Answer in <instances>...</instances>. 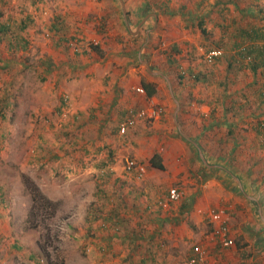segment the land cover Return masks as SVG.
I'll use <instances>...</instances> for the list:
<instances>
[{"label":"crops","instance_id":"1","mask_svg":"<svg viewBox=\"0 0 264 264\" xmlns=\"http://www.w3.org/2000/svg\"><path fill=\"white\" fill-rule=\"evenodd\" d=\"M51 1L54 3V9L45 4L46 14L42 16L47 20H39V31L32 25L28 31L29 34L40 32L43 35L36 43L39 49L40 74L44 72L45 76L42 77L46 79V86H59L61 94H70L73 111L70 121L79 120V125L96 131L93 145L104 146V155L109 151L108 156L115 154L116 159L118 154L120 157V153L125 155L126 152H131L126 156V160L134 159L147 169L145 175L138 178L136 171L127 170L126 164L122 169L120 164L110 170L101 168L96 179L100 178L102 185L100 184V189L96 192L98 201L93 205L102 203L99 197L109 198L115 193V187L112 186L115 182L125 185L126 194L133 192L137 204L135 208L151 213H139L137 216L140 224L147 229L143 230L145 238H141L145 244L144 248L137 250L139 257L148 258L150 251L146 245L149 241H155V249L165 248L164 253L154 251L156 256L160 257L151 264H172L177 257L170 251L172 246L183 245V242L188 241H193V245L186 260L192 255L194 246L202 244L208 250L212 264H264V241L259 234L261 226L257 224H264V221H257L248 212L258 206V200L248 194L244 198L237 194L241 193V188L247 190V184L249 191L246 193H251V175L237 167L231 168L221 157L213 156L207 150V138H204L202 132V122L198 120L201 118L200 113L205 116L211 113L210 101L206 100L201 105L197 102L191 105L184 102V111L182 108L180 93L183 88L174 75L173 67L175 60L181 62V58H166L165 50L175 43L193 41L188 37V32L184 31L179 39L175 37L177 29L174 22L171 21L169 28V25L166 26L165 21H162V27L169 35V40L167 43L164 41L163 48L162 45H157L158 49L162 48L163 57L155 59L149 54L153 37L158 29H161L160 16L156 12L141 17L138 10H126L125 1L126 5H129L130 0L117 3L114 0H111V3L110 0ZM144 4L152 7L149 0H144ZM26 18L20 27L21 32L29 28V22H34L32 15H27ZM183 28L186 30L185 26ZM47 34L51 37H47ZM32 42V39L21 37L9 47L15 48L11 49L15 50L13 52L22 54L32 51ZM185 64L184 60L178 63L180 67H185ZM140 86L145 89V93L136 91V87ZM174 86L178 88L174 90ZM184 87L187 88V85ZM39 98L41 99V96ZM152 105L164 108L159 119H139L125 134L120 133L119 125L130 115L132 109L140 110ZM59 108H62V103ZM4 119V115L0 117L1 121H5ZM1 121L0 128L4 124ZM64 130V135L71 136L70 151H73L80 146V140L68 133L67 129ZM5 131L0 130V149L5 146V139L8 138ZM41 136L45 135L42 133ZM43 139L46 141L44 137L41 142ZM99 139L101 142H97ZM61 145L66 144L60 143ZM208 148L210 149L209 146ZM156 152L162 156L164 169L152 165L151 159ZM3 155L0 150V159L5 158ZM247 160H250L249 157ZM38 161L41 166L49 163V158L34 159V162ZM28 162L33 160L30 158ZM76 162V159L71 157L65 164L52 165L47 175L50 178H56L59 174L78 177L81 172L68 173L69 166L74 167ZM92 172L82 174L90 175ZM172 188H177L183 193L179 201L169 199V191ZM112 189L114 191H111ZM22 190L23 185L17 173L0 166V264H12L11 256L20 253L28 260L33 259L40 263L35 251L29 255L22 252L23 244L30 243L31 240L34 242L33 236L36 235L31 229L26 230L23 227L22 209H25V202L16 196ZM121 202L126 203L122 199ZM126 205L122 203L121 209ZM211 209L227 211L230 236L235 240L234 246L223 247L210 240L214 228L218 225L206 213ZM104 217L113 220L112 215L106 214ZM119 220L122 223L124 218L120 217ZM206 221L212 224L208 233L204 232ZM88 227L93 234L87 235L88 239L91 238L93 245L99 244L101 238L98 234L103 235L108 224L101 223L98 226L90 222ZM129 227L127 226V229ZM124 238L110 235L104 236L103 240H107L105 242L109 245L119 240L124 241ZM129 241L132 242L131 239ZM129 250L131 251V248ZM178 263L179 261L176 264Z\"/></svg>","mask_w":264,"mask_h":264},{"label":"rangeland","instance_id":"2","mask_svg":"<svg viewBox=\"0 0 264 264\" xmlns=\"http://www.w3.org/2000/svg\"><path fill=\"white\" fill-rule=\"evenodd\" d=\"M114 1L117 3V1L120 2L121 0ZM130 1L129 5H126L125 1L126 10L128 8H132V11L138 10L141 17L153 12L160 16L161 29L159 28L153 37L151 55L149 54L150 57L157 59L163 55L164 41L167 43L169 40V35L162 27V21H165V25H169V28H171V21L174 22V27L177 29L175 37L180 39L183 36V32H187L183 27L188 23L182 17H188V20L197 19L198 16L209 11V3L213 0H206L204 4L200 3L201 0H169L170 10L167 9L166 13L161 11L163 6L158 8V4L165 0H149L152 7L144 4V0ZM240 3L239 6L242 9L246 8L247 5L251 8L248 0H241ZM45 4H48L49 8L54 9V3L51 0H48V2L44 0L39 2L38 0H0V22H9L12 28L7 34L0 32V117L4 115V120L6 121L0 120L2 123L4 122L0 130H6L5 134L8 137L5 139V146L0 149L2 154H4L3 156H5L4 159H0L2 162L0 166L16 172L22 182L23 190L16 196L21 197L24 200L23 202H25V209H22L24 213L23 227L36 233L33 236L34 242L31 240L30 243L23 244L22 252L29 255L30 252L35 251L40 259V263H36L35 260H28L27 257L20 253L16 256H11L10 262L12 264H133L134 260L132 262L126 259V254L124 255V253H130L133 249L131 245L141 238L139 231L136 233V231L133 232L131 230L132 227L135 228L136 223V220L130 216L132 215V210H125L123 213H119L120 217L128 219L127 221L124 220L120 223L118 221L120 217H113V219H117L115 225L111 221L110 223L109 221L106 222L108 228L104 230L105 233H109L107 235L102 231L103 235L98 234L101 238L99 247L93 245L91 238L88 239L87 237V235H92V230L88 225L93 218V214L98 211L93 205L98 201L96 192L99 191L102 185L100 178L96 179L97 173L101 168H107L108 170L115 168L116 164H120V169H122L126 164V156L131 154V152H126L125 155L120 153V157L118 154L116 159L115 154L111 157L110 155L108 156L109 151L104 155V146L93 145V137L96 131L89 129L82 131L78 127L79 120L77 122L70 121L73 114L71 109L66 116L62 115L60 108L58 109L61 105L60 97L65 93L61 94V87L59 86L55 87L53 85L52 88V85L48 83V86H46V79H43L45 76L44 72L42 75L40 74L39 49L36 42L42 39L43 35L40 32L28 33L30 25L34 26L33 28H36V31H39V20L43 22L47 20L43 18L47 8ZM260 4L264 6V0H261ZM183 6H185L184 9ZM27 15H32L34 22H29V28L27 27L21 32L20 27L26 21ZM153 22L154 20L152 19V24ZM19 36L20 38L23 37L26 40L32 39L34 41L32 42V51H25L19 54L13 52L15 50H11L9 47L10 42H16L20 39ZM46 36L51 37L50 34ZM188 37L191 39L195 38L190 36V34H188ZM199 42L194 40L193 43L199 45ZM158 44L162 45L161 50L157 48ZM199 50H202V48ZM238 74L239 83H233L230 87V92L241 91L246 93L248 100L251 101V109L260 117L254 119L248 115L249 111L244 112L242 124L244 127L249 125L251 128L248 132L245 130L246 133L244 132V134L247 138H251L250 135H255L259 143L264 144V126L261 134H254L258 132V121H263L264 124V110L258 108L259 95L254 92L255 89H251L255 78L254 74L250 69L248 71L242 70ZM258 81L262 82L263 80L260 78ZM258 85L256 83V86ZM50 95L52 96L48 97ZM40 96L41 99L39 98ZM219 109L218 121L221 128L218 127L216 136L224 135L229 123L233 121L231 114H223L226 115L228 121L221 114L223 111L222 106ZM240 116L236 119L240 120ZM64 129H67L68 133L80 140V146L74 148L73 151H70L72 147L71 136H65L62 133V130L63 132L65 131ZM42 133L45 135L46 141L43 139L41 142V139L44 138L41 136ZM97 142H101V140L99 139ZM60 143L66 145L60 146ZM254 151L248 152L249 156L252 157L251 159L249 158L252 160L251 164H247L249 168L245 169L244 163L241 164L240 168V171L253 175L250 178L251 193H246L249 191V186L246 182L247 190L241 188V193L237 194L243 198L246 194L256 197L258 206L254 207L252 211L248 210V212L257 221L260 219L264 221V182H262L261 177V175H264V147L261 148L260 152L256 150L255 154H253ZM77 153L78 155H76ZM71 157L76 159L77 162L74 167L71 168L69 166L68 173L81 172L78 177L64 176L65 174H59L56 178L48 177V171L53 166L65 164ZM30 158L33 160L31 163L28 162ZM46 158H49V163L46 162L41 166H39V161L34 162V159L41 160ZM244 159H246L245 156ZM102 160L110 161L104 167ZM87 171L93 172L90 175L87 173L82 174V172ZM112 186H115L114 183ZM111 191H114V189ZM102 198L104 199V197ZM115 198L112 196L111 201L107 202V199H104V204L103 202L101 203L104 206L99 211L103 215L114 213L112 208L114 206L113 203L116 201ZM259 203L261 208H259ZM98 219L92 224H98L99 226L103 223L100 221L101 218ZM257 224L261 226L259 234L262 235L264 241V224L262 222H257ZM205 225L204 232H210L212 224L206 221ZM127 226H130L131 229H127ZM110 235L127 239L116 241L110 251L108 249L105 251L108 243L105 242L107 240H103V237ZM192 245L193 241H188L183 242V245L172 246L170 251L172 250L171 253L177 256L172 264L178 261V264L186 262L187 254ZM90 246H93V248ZM102 247H104V251ZM130 248L131 251L129 250ZM132 252L139 255L137 250Z\"/></svg>","mask_w":264,"mask_h":264},{"label":"trees","instance_id":"3","mask_svg":"<svg viewBox=\"0 0 264 264\" xmlns=\"http://www.w3.org/2000/svg\"><path fill=\"white\" fill-rule=\"evenodd\" d=\"M205 1L206 0H201L200 3L204 4ZM248 1H250L251 8L247 5L246 8L242 9L239 6L241 0H213L209 3V11L198 16L197 19L188 20V17L185 18L181 16L185 22H188L185 24L188 34L195 38H193V41L175 43L165 50L166 58L176 59L177 56L181 58V62L182 60L186 62L185 67H180L178 65V63H181L178 59L177 61L175 60L173 64L176 71H174V75H176L180 87L183 88L182 93H180L183 111L186 103L191 105L197 102L201 105L207 100L210 101L212 105L211 113L208 116L200 113L201 118L198 120L202 122V132L205 136L204 138H207V150L210 151L211 155L221 157L231 168L237 167L239 169L243 163L245 169L249 168L247 164H251L252 160L244 159V156L246 158H252L249 156L248 152L252 150H258V152H260L261 148L264 147V144L259 143L255 135H252L253 137L250 135L251 138H247L244 134V132L246 133V131L248 132L251 130L249 125L244 127L242 124L244 121V112L249 111L248 115L252 116L254 119L260 118L251 109V101L248 100L247 94L241 91L230 92V87L233 83H239L240 79L238 73L242 70L248 71V69H250L255 77L251 89H255L254 92L259 95L258 108L264 110V6L260 4L261 0ZM169 4L170 2H160L158 8L163 6L161 7V11L166 13L167 9L170 7ZM184 7L185 6H183V9ZM11 29V23L0 22V32L3 34H7ZM194 40L200 41L199 45L193 43ZM11 44L10 42V45ZM200 48H202V50H199ZM11 49L15 48L11 46ZM214 51H220V54L208 57V54ZM260 78H262V82L258 81ZM256 83L259 85L256 86ZM184 85H187V88H185ZM174 88V90H176L178 87L174 86ZM221 106L223 108L221 114H231L233 121L229 123L224 135L216 136L218 127L221 128L220 122L218 121V116L220 114L219 108H221ZM223 116L228 121L226 115ZM239 116L241 119L237 120L236 118ZM258 122V132L254 133L256 135H258V133L261 134L264 126L263 121ZM78 127L82 131H84V129L85 131L87 130L81 125ZM255 151L253 154H255ZM109 161L102 160L104 167L108 165L107 162ZM151 162L155 168H165L162 156L158 152L153 155ZM261 177L262 182H264V175H261ZM114 185L115 193L112 196L114 198L116 197V201L113 203L114 206L112 211L114 213L111 214L112 218H119V213L121 214L125 210H132V215L130 216L136 220V223L135 228L132 227L131 230L133 232L136 230L139 231L141 238L144 239L143 230L146 229V227L140 224L137 216L139 213L150 215L151 213L148 211L142 212L141 209L138 210L135 208L137 205L135 196L133 192L126 194L127 188L124 187L125 185L118 182H115ZM112 196L109 198L112 199ZM102 197L100 198L103 200V204L104 199H107V202L110 201L108 197H104V199ZM45 199L47 198L45 197ZM121 199L126 203L121 202ZM122 203L124 205L128 203V205H126L124 209H121ZM103 206L102 204H97V206H95L98 211L93 214L91 223L101 218L100 221L103 222L102 225H106L108 221H111L115 225L116 219H106L102 212L99 211ZM127 206L131 208H126ZM124 220L127 221L128 219L125 218ZM118 221L120 222L119 219ZM141 238L135 241V244H133L134 246H132V251L140 250V247L145 245ZM113 244L114 243L109 244L106 250L102 247L103 251H107V249L110 251ZM96 246L99 247V244L96 243ZM146 247L150 251L148 258L145 257L141 259L138 254L131 251L126 255V259L132 262L134 260L133 264H151L160 257L156 256L155 250H158L157 252H165L164 247L155 249L154 240L149 241Z\"/></svg>","mask_w":264,"mask_h":264},{"label":"built area","instance_id":"4","mask_svg":"<svg viewBox=\"0 0 264 264\" xmlns=\"http://www.w3.org/2000/svg\"><path fill=\"white\" fill-rule=\"evenodd\" d=\"M95 44H99L98 41H94ZM220 51L210 52L208 57L212 55H218ZM136 91L139 93H145V89L143 87H136ZM62 115L66 116L70 109L72 108V98L69 93H65L62 96ZM164 108L159 105H152L150 108H144L140 110L132 109L130 111V115L120 123L119 131L122 134H125L130 127L136 125L139 119H149V120H157L163 114ZM126 168L129 171H136L138 178H142L146 173V166L137 162L134 159L126 160ZM183 193L177 189L172 188L169 191V199L171 201H179L182 198ZM201 212H203L201 210ZM207 215L210 217L212 221L218 223V225L214 228L210 240L214 243L220 244L223 247H232L235 245V240L230 236V227L228 225L227 211L225 209H211L208 210ZM205 213V214H206ZM183 264H212L209 256L208 250L202 245L197 244L193 248V253L186 262Z\"/></svg>","mask_w":264,"mask_h":264}]
</instances>
